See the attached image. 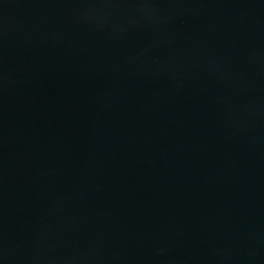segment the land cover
<instances>
[{"label": "water", "instance_id": "obj_1", "mask_svg": "<svg viewBox=\"0 0 264 264\" xmlns=\"http://www.w3.org/2000/svg\"><path fill=\"white\" fill-rule=\"evenodd\" d=\"M0 264H264V0H0Z\"/></svg>", "mask_w": 264, "mask_h": 264}]
</instances>
